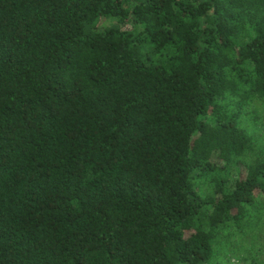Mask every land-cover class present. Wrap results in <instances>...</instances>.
<instances>
[{"label":"trees","instance_id":"obj_1","mask_svg":"<svg viewBox=\"0 0 264 264\" xmlns=\"http://www.w3.org/2000/svg\"><path fill=\"white\" fill-rule=\"evenodd\" d=\"M0 264H264V0H0Z\"/></svg>","mask_w":264,"mask_h":264}]
</instances>
